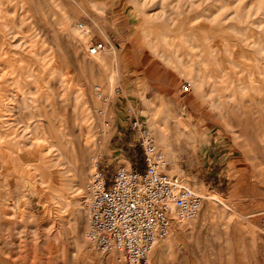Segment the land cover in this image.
Instances as JSON below:
<instances>
[{"label":"rangeland","instance_id":"1","mask_svg":"<svg viewBox=\"0 0 264 264\" xmlns=\"http://www.w3.org/2000/svg\"><path fill=\"white\" fill-rule=\"evenodd\" d=\"M113 2L133 26L91 57ZM134 118L203 197L150 264H264V0H0V264H126L93 250L82 206Z\"/></svg>","mask_w":264,"mask_h":264},{"label":"built area","instance_id":"2","mask_svg":"<svg viewBox=\"0 0 264 264\" xmlns=\"http://www.w3.org/2000/svg\"><path fill=\"white\" fill-rule=\"evenodd\" d=\"M106 50L107 44L99 42L90 45L88 53L95 57ZM189 89L186 84L182 93ZM129 128L142 150L144 170L123 166L108 178L104 170L95 169L82 206L87 219L85 235L101 256L118 252L126 264H150L151 252L169 237L175 222L198 218L203 197L171 173L154 131L144 120L130 119Z\"/></svg>","mask_w":264,"mask_h":264},{"label":"crops","instance_id":"3","mask_svg":"<svg viewBox=\"0 0 264 264\" xmlns=\"http://www.w3.org/2000/svg\"><path fill=\"white\" fill-rule=\"evenodd\" d=\"M109 7L106 10V12L108 13L106 16L108 19H107V22L104 23V26L106 28V36L109 37L108 44L106 42H104V40L100 36H97L98 38H97L95 44H97L99 42H104L107 44V47L112 49L113 45H115V43L119 44L118 43L119 39H123V38L127 37L129 32L131 31V27L133 25H132L131 17L128 16L126 13H124L120 4H117V2H113L111 5H109ZM138 84H139V86L137 88L134 87L133 88L134 90H131V92L128 93L129 98L127 99V101H125V103L122 102L124 110H126L128 108L127 109L128 113L132 112V111L134 112L135 109H138L139 106L144 103L143 96H141V94H142V91L146 88V86H149V82H148V80L144 79V81H140V83H138ZM140 85H142V86H140ZM147 95H148V92L145 95L146 98H147ZM124 114L125 113H121L120 117H123ZM127 121H129V120H127ZM126 127L128 128L127 130H129V133H127V134L121 133L119 136L122 139L121 148L119 146H118L119 148H114V151H112V153L119 152L120 156L123 158V161H124L121 164L125 167L133 168L131 161H129L127 159V156H128L127 153L132 151V148L135 145L134 144L135 142H134L133 136L131 135L132 132L129 128V122H127ZM125 130L126 129H123V131H125ZM117 143L120 144V141L117 140ZM142 156H143V153H142ZM143 158H144V156H143Z\"/></svg>","mask_w":264,"mask_h":264},{"label":"bare ground","instance_id":"4","mask_svg":"<svg viewBox=\"0 0 264 264\" xmlns=\"http://www.w3.org/2000/svg\"><path fill=\"white\" fill-rule=\"evenodd\" d=\"M85 28V27H84ZM85 33H87V31H85ZM43 143L44 144H47V141L46 140H43ZM50 145V144H49ZM49 147V146H48ZM211 199H213L214 201H219L217 198H213L211 197Z\"/></svg>","mask_w":264,"mask_h":264},{"label":"trees","instance_id":"5","mask_svg":"<svg viewBox=\"0 0 264 264\" xmlns=\"http://www.w3.org/2000/svg\"><path fill=\"white\" fill-rule=\"evenodd\" d=\"M142 158H143V156H142ZM144 167H145V165H144V158L142 159V167L139 169V170H144ZM136 169H138L137 167H135Z\"/></svg>","mask_w":264,"mask_h":264}]
</instances>
